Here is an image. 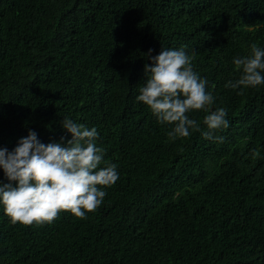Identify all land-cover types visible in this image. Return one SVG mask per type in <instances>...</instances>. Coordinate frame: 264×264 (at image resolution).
I'll use <instances>...</instances> for the list:
<instances>
[{"label":"trees","instance_id":"trees-1","mask_svg":"<svg viewBox=\"0 0 264 264\" xmlns=\"http://www.w3.org/2000/svg\"><path fill=\"white\" fill-rule=\"evenodd\" d=\"M253 43L264 0H0V148L30 130L66 142L68 118L97 129L119 173L86 219L24 226L0 205V264H264V84L225 87ZM181 48L227 110L213 139L207 113L171 140L136 99L148 50Z\"/></svg>","mask_w":264,"mask_h":264},{"label":"clouds","instance_id":"clouds-1","mask_svg":"<svg viewBox=\"0 0 264 264\" xmlns=\"http://www.w3.org/2000/svg\"><path fill=\"white\" fill-rule=\"evenodd\" d=\"M145 55L146 82L139 88L137 101L147 105L161 124L173 125L167 133L171 140L188 138L201 131L200 124L188 113H207L202 131L205 139H213L217 130L229 127L227 110H212L215 97L207 91V80L193 70L192 57L183 48L161 49ZM240 77L225 87L255 88L264 84V49L253 43L250 55L234 58ZM62 127L71 135L64 142L44 144L35 131L18 141L9 152L0 148V169L8 183L0 181V205L12 223L37 226L54 222L61 212H70L79 219L95 212L103 203L106 191L119 179L117 165L104 160L98 147V131L64 118ZM222 142L223 137H215ZM101 164H104L101 167Z\"/></svg>","mask_w":264,"mask_h":264}]
</instances>
